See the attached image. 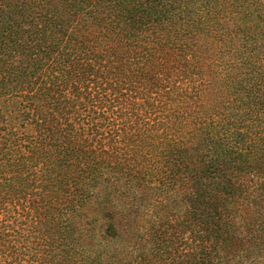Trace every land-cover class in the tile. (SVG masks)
Instances as JSON below:
<instances>
[{
  "label": "trees",
  "instance_id": "trees-1",
  "mask_svg": "<svg viewBox=\"0 0 264 264\" xmlns=\"http://www.w3.org/2000/svg\"><path fill=\"white\" fill-rule=\"evenodd\" d=\"M0 264H264V0H0Z\"/></svg>",
  "mask_w": 264,
  "mask_h": 264
},
{
  "label": "rangeland",
  "instance_id": "rangeland-1",
  "mask_svg": "<svg viewBox=\"0 0 264 264\" xmlns=\"http://www.w3.org/2000/svg\"><path fill=\"white\" fill-rule=\"evenodd\" d=\"M150 192H151V195H154V194L156 195V190H150ZM151 197H152V196H151ZM159 213H160V214H162V213L164 214V212H162V211L159 212ZM99 239H100V242H101V243H100L98 246H100V245H101L102 243H104V242L107 243V241H108V240H107V241L104 240L102 237H99ZM117 245H119V244L117 243Z\"/></svg>",
  "mask_w": 264,
  "mask_h": 264
}]
</instances>
